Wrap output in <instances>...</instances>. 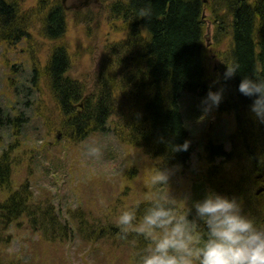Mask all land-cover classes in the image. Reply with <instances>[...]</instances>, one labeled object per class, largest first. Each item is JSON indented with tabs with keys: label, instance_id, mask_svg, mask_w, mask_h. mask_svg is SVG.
<instances>
[{
	"label": "rangeland",
	"instance_id": "obj_1",
	"mask_svg": "<svg viewBox=\"0 0 264 264\" xmlns=\"http://www.w3.org/2000/svg\"><path fill=\"white\" fill-rule=\"evenodd\" d=\"M13 1L18 8L16 20L20 28L30 33V38L28 36L20 41L16 33L4 34L8 35L6 39L0 36V96L4 106L25 113L26 119L30 118L22 136H18V132L16 137L11 133V136L0 134V159L1 151H8L6 147L15 144L17 147L16 152L11 153V168L16 187L27 183L37 200H49L64 218H67L71 208H75L86 220L102 219L110 237L105 245L107 237L99 243H92V239L80 237L79 229L73 228L75 235L71 239L48 244L42 239L46 235L31 230L28 220L22 217L9 230V242L0 243L1 261L8 259L9 264H139V256L149 241L136 231L124 234L117 224L120 212L140 201L149 202L147 196L150 192L172 194L178 198L190 192L193 199L195 184H203V174H208L210 169L209 162L206 164L203 158L208 141L214 140L231 152V139L234 138L240 147L242 132L256 137L255 118L252 113H243L246 116L240 121V129L235 113L221 110L219 105L205 114L201 97H183L181 112L195 148L192 162L187 170H175L168 185L153 189L149 185V177L157 165L137 150L125 135L121 136L115 128L121 119L118 115L113 117L107 132L73 141L69 139L72 136L66 137L63 131L57 103L47 88L49 59L55 48L65 45L70 56L68 75L77 79L86 88L87 94L96 89L101 69L108 67L114 84L124 88V92L118 95L120 107L126 112L137 113L135 106L139 107L133 102L135 97L128 93L123 69H119V76L113 74L119 64L114 61L112 51L120 46L122 52H127V46L132 42L130 28L112 13V6L117 0H91L86 7H80V4L87 0H67L64 5L63 0H49V5L42 0ZM55 4L63 6L66 15V33L59 41L49 40L43 32L44 19ZM215 11L218 12L206 0L203 13L205 66L209 86L213 90L224 81L223 73L230 49V36L223 30L226 24L217 22L219 16L215 15ZM219 12L223 13L222 10ZM123 58L125 60V56ZM123 96L126 97L125 104H122ZM224 97L227 102L233 98L225 91ZM224 97L221 106H225ZM116 111L120 113L119 108ZM13 115L10 112V116ZM25 135L26 138L21 140ZM92 141L102 146L103 155L99 159L89 156L85 150V145ZM250 170L237 160L227 161L220 176L223 180V174L225 182L232 184V187L225 185L227 193L236 196L235 185L239 180L244 181L241 189L243 196L240 195L239 200L248 215L258 223H264V175L253 174ZM6 195L0 184V205L4 204ZM254 212L256 215H253ZM19 224L22 226L18 227ZM94 226L99 237L103 226L100 223ZM106 234L104 230L103 235Z\"/></svg>",
	"mask_w": 264,
	"mask_h": 264
},
{
	"label": "trees",
	"instance_id": "obj_2",
	"mask_svg": "<svg viewBox=\"0 0 264 264\" xmlns=\"http://www.w3.org/2000/svg\"><path fill=\"white\" fill-rule=\"evenodd\" d=\"M14 2L0 0V36L3 35L6 39L8 35L4 34L16 33L21 41L24 40L22 38H30V33L20 28L21 25L16 20L18 8ZM47 2L49 0H42V3ZM207 2L212 4L213 9H217V22L226 24L223 30L230 36L227 64L239 65L238 73L227 81L223 79L222 82L225 93H229L234 99L227 102L224 97L225 106L220 103L219 107L221 110L235 113L241 129L240 121L246 116L243 113H251V98L239 92V82L245 75L264 76V0ZM54 6L44 19L43 32L49 40L59 41L66 33V15L63 6ZM112 7L114 16L122 19L130 28L132 40L130 46H127V52H122L120 46H116L112 51L114 61L119 64L115 66L113 74L119 76V69H123L128 93L132 98L135 97L133 102L140 110L135 106L137 113L134 114L131 110L126 112L120 107L118 95L124 92V88L114 84L112 76L109 77L108 67L101 69L96 89L87 94L86 88L68 75L70 56L64 45L53 50L48 62L49 75H46L47 88L57 103L63 131L66 137L71 135L69 139L73 141L86 140L91 134L107 132L113 117L118 115L121 119L115 128L121 136L125 135L137 150L142 151L146 158L151 159L157 166L180 165L179 170H187L195 151L192 142L187 151L173 152L172 145L182 144L185 140L192 141L181 112V100L184 95L190 93L191 96L203 99L211 88L205 66L204 0H117ZM220 10L223 11L222 14ZM1 31H4L3 34ZM121 78L123 79V76ZM125 102L126 97L123 96L122 104ZM117 108L120 113L116 111ZM13 111L3 105L0 96L1 135L7 133L10 136H22L23 128L27 126L30 117L26 119L25 113H18L15 109ZM10 112L14 113L13 117ZM254 130L256 137L254 134L249 136L242 132L240 147L234 138L231 139V152L214 140L208 141L203 158L206 159V164L209 162L210 169L208 174H203V184H195L193 200L202 197L209 187L227 193L228 188L225 185L232 187V184L225 182L223 174V180L220 176L227 161L237 160L244 168H251L253 174L264 175V123L255 119ZM239 133L240 131L238 135ZM25 138L26 135L21 140ZM12 145L6 147L8 151H1L0 159V184L7 194L3 200L4 204L0 205V243L9 242V230L16 224L17 219L23 217L28 220L31 230L41 231L46 235L42 239L48 244L71 239L75 235L73 228H78L80 237L92 239V243H99L107 237L105 245L110 233L103 226L102 219L86 220L80 210L75 208H71L67 218H64L63 213H59L49 200H37L27 183L21 187L14 185L11 153L16 152L17 146L13 143ZM134 174L136 176L137 173L134 171ZM243 183L244 181L239 180L235 185L238 198L243 196ZM148 203L140 201L134 206L138 209V218ZM247 210L249 211L248 208ZM96 223L103 226L99 237L94 230L97 229L94 226ZM21 226L22 224L18 225ZM104 230L107 233L105 236ZM39 249L40 247L37 250ZM0 264H9V260L1 261L0 258Z\"/></svg>",
	"mask_w": 264,
	"mask_h": 264
},
{
	"label": "clouds",
	"instance_id": "obj_3",
	"mask_svg": "<svg viewBox=\"0 0 264 264\" xmlns=\"http://www.w3.org/2000/svg\"><path fill=\"white\" fill-rule=\"evenodd\" d=\"M226 65L225 81L239 68L238 64ZM238 90L251 98L250 112L264 123V76H243ZM224 91L223 85L209 89L201 101L205 114L219 106ZM190 144V140L173 144L172 151H187ZM85 150L97 159L103 155L96 141L86 144ZM179 167L159 164L149 177V185L153 189L168 185ZM147 199L149 203L139 218L137 207H127L117 219L124 234L136 231L149 241L139 264H264V223L248 215L235 194L209 187L195 200L190 192L179 198L150 192Z\"/></svg>",
	"mask_w": 264,
	"mask_h": 264
},
{
	"label": "bare ground",
	"instance_id": "obj_4",
	"mask_svg": "<svg viewBox=\"0 0 264 264\" xmlns=\"http://www.w3.org/2000/svg\"><path fill=\"white\" fill-rule=\"evenodd\" d=\"M191 95H192V94H190V93L185 94V95H184V99L187 98V97H189V96H191Z\"/></svg>",
	"mask_w": 264,
	"mask_h": 264
},
{
	"label": "water",
	"instance_id": "obj_5",
	"mask_svg": "<svg viewBox=\"0 0 264 264\" xmlns=\"http://www.w3.org/2000/svg\"><path fill=\"white\" fill-rule=\"evenodd\" d=\"M88 2L91 1V0H87ZM86 5H88V3H86Z\"/></svg>",
	"mask_w": 264,
	"mask_h": 264
}]
</instances>
